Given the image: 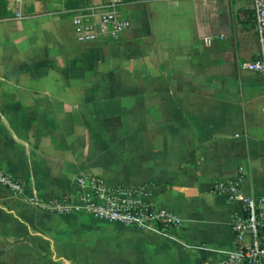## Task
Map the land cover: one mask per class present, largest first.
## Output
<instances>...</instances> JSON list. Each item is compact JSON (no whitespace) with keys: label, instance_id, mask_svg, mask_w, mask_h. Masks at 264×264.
I'll return each instance as SVG.
<instances>
[{"label":"crops","instance_id":"obj_1","mask_svg":"<svg viewBox=\"0 0 264 264\" xmlns=\"http://www.w3.org/2000/svg\"><path fill=\"white\" fill-rule=\"evenodd\" d=\"M221 22L207 0H124L130 27L109 44L75 41L65 0H24L0 19V264H200L234 249L237 181L264 195V77L249 0ZM73 4V5H71ZM218 19V20H217ZM144 189L170 211L157 230L56 215L39 201L81 174Z\"/></svg>","mask_w":264,"mask_h":264},{"label":"built area","instance_id":"obj_2","mask_svg":"<svg viewBox=\"0 0 264 264\" xmlns=\"http://www.w3.org/2000/svg\"><path fill=\"white\" fill-rule=\"evenodd\" d=\"M75 5L66 9L74 39L79 44H109L130 27L121 13L124 0H65ZM253 11L258 55L245 67L264 77V0H249ZM24 0H9L14 19H22ZM0 186L18 196L23 181L0 170ZM212 192L225 195L233 208L229 227L234 249L218 262L200 264H264V195L242 197L237 181L218 180ZM143 188L108 184L98 175L81 174L72 188L59 197L39 201V209L56 215L84 212L99 220L125 226L167 230L177 228L179 220L168 210L141 200Z\"/></svg>","mask_w":264,"mask_h":264},{"label":"rangeland","instance_id":"obj_3","mask_svg":"<svg viewBox=\"0 0 264 264\" xmlns=\"http://www.w3.org/2000/svg\"><path fill=\"white\" fill-rule=\"evenodd\" d=\"M206 10L209 11L212 16H216L221 22L230 21L234 17L235 13L240 14V11L236 8L237 5L242 4L241 0H207ZM6 10L8 17H11V12L9 8V0H5ZM125 16L124 10L121 12ZM217 19V20H218ZM237 19V18H236Z\"/></svg>","mask_w":264,"mask_h":264},{"label":"trees","instance_id":"obj_4","mask_svg":"<svg viewBox=\"0 0 264 264\" xmlns=\"http://www.w3.org/2000/svg\"><path fill=\"white\" fill-rule=\"evenodd\" d=\"M73 5V4H71ZM8 17L5 0H0V19Z\"/></svg>","mask_w":264,"mask_h":264}]
</instances>
